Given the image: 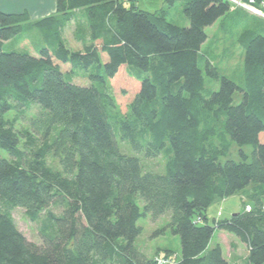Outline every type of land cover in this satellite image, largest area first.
<instances>
[{"label":"trees","instance_id":"trees-1","mask_svg":"<svg viewBox=\"0 0 264 264\" xmlns=\"http://www.w3.org/2000/svg\"><path fill=\"white\" fill-rule=\"evenodd\" d=\"M165 2H184L189 28L136 0H57L55 15L34 22L0 12V264H157L135 245L138 222L166 213L178 264H232L222 246L209 250L216 230L248 246L243 264H264V35L258 25L240 35V85L202 46L207 28L245 10ZM72 23L80 51L65 38ZM29 31L36 56L5 51ZM128 144L147 159L167 150L164 172L146 171ZM241 193L249 211L208 224V208ZM18 208L43 245L21 233Z\"/></svg>","mask_w":264,"mask_h":264},{"label":"rangeland","instance_id":"rangeland-1","mask_svg":"<svg viewBox=\"0 0 264 264\" xmlns=\"http://www.w3.org/2000/svg\"><path fill=\"white\" fill-rule=\"evenodd\" d=\"M231 3L236 4L245 12L234 14L233 18L223 19L206 29V33L209 40L203 44V54L210 59L212 64L216 66L220 74L226 76L235 83L242 85L244 83V48L240 45V35L244 33V30L253 28L258 25V31L261 35H264V7L258 6L257 0L251 5L250 0H229ZM262 1V0H261ZM260 1V2H261ZM138 6L142 10H147L151 13L167 11V19L170 23L189 28V20L184 15V2H177L175 7L169 8L165 0H136ZM262 3V2H261ZM75 24L72 23L64 31L65 38L73 51H80L82 49L81 43H77L74 39ZM24 37L17 39L13 44L5 46L6 52H33L32 48L23 42ZM36 43V42H35ZM19 44V45H18ZM201 69L204 70V77L209 84L206 70L204 69V61L201 63ZM75 83L78 85L87 86L89 84L88 79L83 76L75 78ZM216 90L219 89L220 84L214 82ZM243 99V94L236 93L235 105L240 104ZM24 124V123H23ZM25 125V124H24ZM24 127L18 124V129ZM122 144V143H121ZM126 153L129 155H135L141 159L144 169L146 171H156L159 173L164 172L166 166V156L169 154L167 150L156 158L147 159L144 154L138 155L131 149L128 144L124 146ZM253 148L251 146L245 147V152L250 156ZM1 154L4 157H8L4 151L1 150ZM233 157L235 160H240L238 157L237 147L235 146L233 151ZM9 158V157H8ZM152 163L151 167L147 166V163ZM247 192V191H246ZM248 205L254 206V203L247 201L245 194L231 196L230 198L212 205L206 212L208 216V224L214 226V220L228 219L232 215L241 213L244 210H248ZM139 206L143 209V203L140 202ZM13 216L15 222H17L18 228L21 233H24L28 241L34 242L38 245H43L40 232H38L39 224L30 222L25 214L23 208L13 210ZM170 213L164 214V216L153 219L152 216L142 217L139 220L138 226L142 228V233L136 239V246L138 250L142 251L147 258L154 260L157 264H178L181 260V241L180 237L173 233L171 226ZM209 250L222 246L225 257L230 260L232 264H243L248 255V246L242 243L234 234H229L225 231L216 230L213 234Z\"/></svg>","mask_w":264,"mask_h":264},{"label":"crops","instance_id":"crops-1","mask_svg":"<svg viewBox=\"0 0 264 264\" xmlns=\"http://www.w3.org/2000/svg\"><path fill=\"white\" fill-rule=\"evenodd\" d=\"M57 8V0H0V12L4 13H16L23 14V12L29 13L30 20L32 22L37 20L45 19V17L55 15ZM70 26V25H69ZM30 35H21L19 37L14 38L12 41L6 42L5 45L8 46L13 44L17 39L24 37L22 46L25 44L29 45L32 48V55L36 56V52L34 50V45L32 44V35L36 36V31H29ZM32 37V38H31ZM19 45V44H18Z\"/></svg>","mask_w":264,"mask_h":264},{"label":"built area","instance_id":"built-area-1","mask_svg":"<svg viewBox=\"0 0 264 264\" xmlns=\"http://www.w3.org/2000/svg\"><path fill=\"white\" fill-rule=\"evenodd\" d=\"M250 2H251V5H253L254 3H255V0H250ZM262 3H261V6H263L264 7V0H262L261 1ZM250 210V207H248V211Z\"/></svg>","mask_w":264,"mask_h":264}]
</instances>
